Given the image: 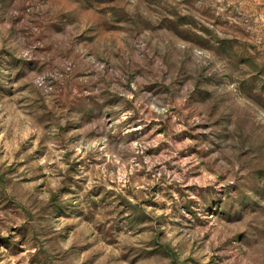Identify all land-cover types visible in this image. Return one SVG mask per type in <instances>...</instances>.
<instances>
[{
	"label": "rangeland",
	"instance_id": "rangeland-1",
	"mask_svg": "<svg viewBox=\"0 0 264 264\" xmlns=\"http://www.w3.org/2000/svg\"><path fill=\"white\" fill-rule=\"evenodd\" d=\"M0 264H264V0H0Z\"/></svg>",
	"mask_w": 264,
	"mask_h": 264
}]
</instances>
